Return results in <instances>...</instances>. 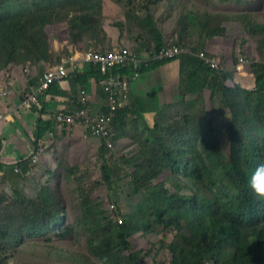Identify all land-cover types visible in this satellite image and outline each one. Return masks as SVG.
I'll use <instances>...</instances> for the list:
<instances>
[{
	"label": "trees",
	"instance_id": "trees-1",
	"mask_svg": "<svg viewBox=\"0 0 264 264\" xmlns=\"http://www.w3.org/2000/svg\"><path fill=\"white\" fill-rule=\"evenodd\" d=\"M40 1L41 8L44 9L53 7L57 2V0ZM88 6L89 10L94 8L93 5ZM4 9L5 2L3 5L0 3V72L12 64L27 61L29 58H46L48 61H54L56 51L51 48L56 37L52 34L50 26L59 19L60 14L53 10L15 15L11 12L3 13ZM243 14L236 13L229 19H236L242 23L245 31L257 39L259 50L264 55V40L258 39V36L263 34L264 24L253 18H244ZM135 15L139 17L140 26L146 28L153 36L152 45L155 52L164 45L177 44L165 43L164 34L159 30L153 14H147L145 17H141L139 13ZM92 23L94 20L87 14L71 18V28L76 31L75 38L78 41L82 38L83 30H87ZM223 30V28L212 30L210 22L199 28V31H203L204 37L209 32L208 38L216 34L225 35ZM192 49L197 51L204 48L200 46ZM141 51L143 48L138 53ZM183 59L184 63L197 62L196 58ZM171 61L157 60L152 64L157 67ZM88 64L91 66V75L97 78V84L102 86L106 97L108 93L104 89V84L111 77L120 74L122 78L128 80L130 86L132 81L140 77L144 69L153 66L150 63V67H140L135 71L132 63L125 67H116L113 73H104L97 65ZM252 69L257 84L254 90L246 89L239 84L235 85V88H230L219 79L221 74L208 70V73L214 76L210 79L213 84L210 83L208 89H212L213 94L225 99L224 103L232 108V120L229 121L231 129L229 152L223 146L219 135H216L217 122L208 117L207 112L203 110L207 108L205 101L202 109L193 106L178 119L172 117L166 121L159 117L153 127H149L145 122L142 123L140 117L142 115L138 114L141 123L135 121L139 119L133 120L132 131L136 135L133 142L141 145L137 147L138 151L132 159L125 156L121 158L122 161L129 162L124 171H129V190H131L129 198L134 199L131 205L133 212H126L124 215L111 208L108 209L110 215L101 202L97 207L96 205L90 207L98 219L91 221L87 226L89 248L94 256L105 264H112L113 256H119L124 251L130 252V244L125 240L126 233L130 232L132 223H135L143 227L146 225L164 229L169 226L175 227L178 238L167 245V249L172 253L171 264L209 262L264 264V202L255 199L247 183L255 167L264 163V62L254 63ZM128 72L132 75L128 76ZM229 76L234 78L235 74ZM203 86L201 92L207 89V84ZM123 93L120 94V98ZM129 97L130 90L121 100L125 101ZM183 104L186 103L182 102L181 106ZM80 105L78 102L77 107ZM172 106L164 111L176 112L181 108V106ZM107 111L108 108L104 112ZM129 113L127 107L119 108L113 123V126L117 125L118 132L126 123L132 122ZM213 113L218 114V111L215 109ZM179 131L181 133L175 136ZM170 139H173L172 142L167 144ZM179 141L187 143V147L181 145L178 147ZM106 144V141L102 142L98 157L104 161L105 168L109 166L111 169L106 160L109 150ZM186 149L187 152L190 150L191 152L183 154ZM189 156L192 158L189 159ZM169 169L172 170V176H176L181 182V190H188L186 192L189 195L182 193L170 195L165 183L158 180ZM106 180L110 178L107 177ZM154 182L157 184L154 185ZM212 192H214L213 198ZM172 200L175 202L174 209L165 208L166 204L173 203L170 202ZM42 210L43 215L25 214L21 217V222L16 220L14 225L9 224V239L19 236L17 240H22L25 237L42 235L51 229L53 223L57 225L64 218L59 212L44 213L43 206L40 212ZM4 219L5 217L3 223L6 222ZM142 254L141 251L132 252L128 257V253H125L124 260L120 259L117 264H141L147 256ZM2 262V254H0V263Z\"/></svg>",
	"mask_w": 264,
	"mask_h": 264
},
{
	"label": "rangeland",
	"instance_id": "rangeland-1",
	"mask_svg": "<svg viewBox=\"0 0 264 264\" xmlns=\"http://www.w3.org/2000/svg\"><path fill=\"white\" fill-rule=\"evenodd\" d=\"M4 2L3 13L11 12L17 15L56 10L55 12L60 14L59 19L50 26L52 34L56 37V40H52V48L58 52L56 58L59 57V54L60 57H66L68 51L80 47L84 50L101 49L104 51H110L114 47H125L132 53L143 48V51H149L153 54L152 58L156 59L157 56H155L156 53L152 45L153 36L148 33L146 28L140 26L139 17L135 15V13H139L141 17L153 14L159 30L164 34L165 43L187 44L194 49L200 46L206 48L208 44L209 32L205 37L202 36L203 31H199L201 25L210 22L212 30L223 28L225 33L228 29L230 38L239 41L236 43L233 54H236L237 59L235 56L232 62L234 65H238L239 51L237 49H244L246 44L251 45V41L255 42L257 39L246 32L243 27L236 25L228 26L227 29L221 27L223 22L236 13H240V15L244 13L242 15L244 18H253L264 24V0H229L228 4L224 3L225 0H57L49 9L41 8L40 0H0L2 5ZM88 5H93L94 8L89 10ZM85 14L92 18L94 23L87 30H83L79 42L75 38L76 31L72 30L70 21L74 16ZM236 22L239 21L236 20ZM258 39L264 40V31L258 36ZM91 42L95 43V46L89 47ZM251 46L257 50L256 42ZM29 62H34L36 73L46 70L50 64L46 58H29L27 61L15 63L3 69L0 72V107L10 98L8 94L5 98L7 100L3 99L2 88L10 87L11 78L15 74L12 69L19 67L24 71ZM208 74L210 75V72ZM243 77L245 79V76ZM243 77L239 76L238 81H232L228 86L235 88L236 83H247L246 80H242ZM189 79L190 85L196 87L194 89L197 90L201 87L197 79L192 77ZM187 83L185 84L183 81L181 87L187 86ZM89 85L91 88L92 84ZM205 91L207 108L203 110L207 112L208 117L217 122L216 135H219L223 146L229 152L231 151L229 121L232 118V108L224 103L225 99L223 98L212 99V89H205ZM202 104L203 101L183 104L180 108L183 111L181 114H179L180 109L176 112L164 111L160 114L166 121L172 117L178 119L194 105L195 108L199 106L202 109L204 106ZM215 109L218 114L213 113ZM176 133L175 136H178L181 132ZM130 137L136 139L135 134H131ZM172 140L170 139L166 143L170 144ZM140 145L141 143L136 144V142L127 141L121 144L116 141L115 151L110 152L107 149L106 160L111 169L109 166L105 168L104 161L99 157L80 168L79 165H69L60 156L58 157L60 159L58 167L57 165L52 167L43 164V161L35 165L31 169L30 180L25 186L9 189L1 187L0 254H2L3 262L0 264H105L94 256L93 251L89 248L87 226L91 221L98 220L90 207L94 205L97 207L101 202L110 215L108 209H111L112 205L115 206L112 208L114 211L118 210L124 215L126 212H133L131 205L134 199L129 198L131 191L129 190V171H124L129 162L123 160V163L121 158L125 156V158L132 159ZM177 145L178 147L180 145L187 147V143L182 141H179ZM99 147L102 148V144ZM187 149L183 151V154L191 152V150L187 152ZM191 158L189 156V159ZM107 177L110 180H106ZM158 180L165 183L170 195L180 193L189 195L186 192L188 190H181V182L176 176H172L171 169L167 170ZM156 182L154 185L157 184ZM184 185L188 187L186 183ZM213 195L214 192H212V198ZM170 202L173 203L166 204L165 208L173 207L174 209L175 202L173 200ZM42 206L44 213H61L64 216L62 222H58L57 225L53 223L51 229L42 235L37 234L22 240H17L18 236L10 240L9 224L14 225L16 220L21 222V217L25 214L43 215V210L40 212ZM4 217L5 223H3ZM152 223L155 225V221ZM132 225L130 232L126 233L125 239L130 244L131 251H124L119 256H113L112 264L119 263L120 259L124 260L125 253H128L129 257L132 252L138 251L143 252L142 255L147 254L141 264H171L172 253L170 249H167V245L178 238V231L175 230V227L169 226L164 229L159 226L146 225L143 227L135 223ZM207 264H217V262Z\"/></svg>",
	"mask_w": 264,
	"mask_h": 264
},
{
	"label": "crops",
	"instance_id": "crops-1",
	"mask_svg": "<svg viewBox=\"0 0 264 264\" xmlns=\"http://www.w3.org/2000/svg\"><path fill=\"white\" fill-rule=\"evenodd\" d=\"M228 1L225 0L224 3H230ZM226 19L221 27L226 29L232 25L243 27L241 23L236 22V19ZM207 41L206 50L234 70L233 67L236 66L232 62L236 54H233L236 43L239 41L230 38L228 29L225 35L216 34L214 37L208 38ZM255 42L257 50L251 46ZM255 42L252 40L251 45L248 43L244 49H237L239 51L238 64L242 57H246L250 63L264 62L258 41ZM94 44L91 42L89 47L95 46ZM83 52L82 48H75L68 51L66 57H60L59 54L58 58H56L58 56V52H56L55 60L50 61L46 70L49 66L66 63V60L71 58L72 60L68 63L69 76L63 82L55 84L50 90L41 94L40 102L30 108L21 107V101L38 86L46 70L36 73L34 62H29L24 71L19 67L12 69L15 74L11 78L10 87L2 88L3 99L9 94L11 102L2 103L0 107V113L7 117L0 123H3L0 125V188L23 187L29 182V172H31V159L29 158L39 147H43L41 146L43 142L46 148L42 158L43 164L52 167L59 166L60 159L58 157L60 156L69 165H79L80 168L89 164L93 159H98L99 145L103 141L88 135L82 125L61 130L56 119L60 110H75L77 108V104L81 100L82 89L88 93L93 115L103 113L109 108L108 97L104 95L102 86L97 84V78L91 75V66L84 61ZM139 54L142 58L151 56L147 50L141 51ZM183 61L185 60L176 59L157 67L152 64V68L144 69L140 77L131 82L130 97L122 101L121 107H127L130 112L128 116L132 122L126 123L119 132L117 125L114 126V137L112 135V138L115 145L116 141L121 144L127 141L133 142L130 135L133 134L132 127L135 119H139L135 121L141 123V117L142 123L145 122L149 127H153L156 119L161 117L160 113L172 105L181 106L182 102L186 104L206 102V91L201 92V90L205 84H207V89L209 88L208 85L211 83L210 79L214 77L213 74L209 75L206 69L195 68L189 61H187L188 63ZM31 65L33 66L30 68ZM252 70L250 67L249 72L246 69L244 73L235 74L234 78L221 75L219 79L228 85L232 81H238L239 76H245V79L243 77L242 80H246L247 83L241 84V86L253 90L257 84ZM82 75L87 76L83 77ZM129 75L132 73L128 72ZM189 77L197 79L201 87L197 90L194 89L196 87L190 85ZM183 81L185 84L188 82L187 86L181 87ZM89 84H92L91 88ZM211 93L212 99L219 97L218 94ZM140 113L142 116L138 115ZM179 114H181V109ZM115 137H118V140Z\"/></svg>",
	"mask_w": 264,
	"mask_h": 264
},
{
	"label": "built area",
	"instance_id": "built-area-1",
	"mask_svg": "<svg viewBox=\"0 0 264 264\" xmlns=\"http://www.w3.org/2000/svg\"><path fill=\"white\" fill-rule=\"evenodd\" d=\"M157 58L154 59L153 54L147 58H141L138 53H132L125 48L112 49L110 51H95L88 50L84 56V61L97 65L101 70L106 73L115 72L116 67H125L133 63L135 71L140 67H149L150 63L157 60H171L183 57L185 55H196L198 58L203 59L207 65L211 66L213 70L218 72H229L228 65H223L221 61L213 56H210L206 51H199L194 53V51L185 46L174 44V45H164L160 50H156ZM71 58L66 60V63L56 64L54 66H49V68L43 73L40 83L38 86L22 101L20 106L30 108L33 105H37L40 100L39 96L48 90H50L55 84L63 82L68 76V63ZM249 60L246 58H241L240 64L235 67L237 72H244L246 65ZM136 73L135 76H137ZM129 82L127 79L122 78L120 74L108 79L106 84H104V89L108 93L109 98V111L100 113L98 115H93L90 107V100L88 93L85 89L81 90V104L75 110L62 109L58 112L56 119L58 122V127L61 130L72 129L77 125H82L86 130L87 134L97 138L102 141H106V146L110 151H115V141L112 138L114 133V119L116 118L119 108L122 106L123 95L129 91ZM125 92V93H123ZM122 94L120 98V94ZM7 118L4 114L0 113V123ZM43 147L32 154L33 163L39 162L45 151L44 142ZM114 207V205H112Z\"/></svg>",
	"mask_w": 264,
	"mask_h": 264
},
{
	"label": "clouds",
	"instance_id": "clouds-1",
	"mask_svg": "<svg viewBox=\"0 0 264 264\" xmlns=\"http://www.w3.org/2000/svg\"><path fill=\"white\" fill-rule=\"evenodd\" d=\"M178 44V43H177ZM116 47H114L113 49H115ZM120 48H125V47H120ZM187 48H190V47H188L187 46ZM116 49H119V48H116ZM190 49H192V48H190ZM90 50H93V49H90ZM193 50V49H192ZM86 51H88V50H84V52H83V54L86 52ZM95 51H104V50H97V49H95ZM194 51V53H197V52H199V51H206L210 56H213V57H216L214 54H211L208 50H206V48H204V49H199V50H193ZM136 53H138V51H135ZM155 52V51H154ZM150 53V52H149ZM139 54V53H138ZM150 55H152V53H150ZM139 56H140V54H139ZM141 57V56H140ZM186 57H191V58H196L197 59V62L195 61V62H193V64H192V66L193 67H195V68H199V69H206L207 71L208 70H210V72H216V73H218V74H221L222 76H229V74H232V73H234V74H241V73H244V72H237L236 70H235V67H233L234 68V70H232V68L231 67H229V72H218V71H216V70H213L212 68H211V66H209V65H207L206 64V62L203 60V59H200V58H198L196 55H188V56H186ZM142 58V57H141ZM183 58H185V56H183V57H180V58H176V59H183ZM216 58H218V57H216ZM242 58H246V57H242ZM83 59H84V56H83ZM176 59H171L172 61L173 60H176ZM219 59V58H218ZM247 59V58H246ZM220 61H221V63L225 66L226 64L221 60V59H219ZM248 60V59H247ZM240 61H241V59H240ZM153 62H156V61H153ZM153 62H151V64L153 63ZM88 63V62H87ZM150 64V65H151ZM251 64H254V63H248L247 65H246V67H245V70L247 69L248 70V72H249V69H250V67H251ZM239 65V64H238ZM235 66H237V65H235ZM150 67V66H149ZM237 85V84H236ZM239 85H241V84H239ZM235 86V85H234ZM245 88V87H244ZM247 89V88H246ZM43 158V157H42ZM29 159H31V165H30V169H32L35 165H37V164H39L41 161H42V159L39 161V162H37V163H33V161H32V157L31 158H29ZM18 171V170H17ZM19 172V171H18ZM29 175H31V172H29ZM248 187H249V189L251 190V192L254 194V197H255V199L256 200H258V201H260V202H264V163H260V164H258L256 167H255V169L251 172V174L249 175V177H248ZM115 207V206H114ZM110 208H113L112 206L110 207ZM122 223V221L120 220V224Z\"/></svg>",
	"mask_w": 264,
	"mask_h": 264
}]
</instances>
